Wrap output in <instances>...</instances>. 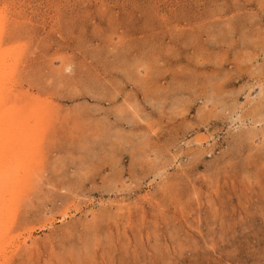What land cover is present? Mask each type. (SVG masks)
Instances as JSON below:
<instances>
[{"label":"rangeland","instance_id":"1","mask_svg":"<svg viewBox=\"0 0 264 264\" xmlns=\"http://www.w3.org/2000/svg\"><path fill=\"white\" fill-rule=\"evenodd\" d=\"M0 134V264H264V0H0Z\"/></svg>","mask_w":264,"mask_h":264},{"label":"bare ground","instance_id":"2","mask_svg":"<svg viewBox=\"0 0 264 264\" xmlns=\"http://www.w3.org/2000/svg\"><path fill=\"white\" fill-rule=\"evenodd\" d=\"M6 76V75H5ZM2 79V78H1ZM4 82V81H3ZM2 87V86H1ZM4 87V86H3ZM2 87V88H3ZM3 91V90H2ZM10 113V112H9ZM9 117V116H8ZM13 122V121H12ZM8 123L9 122H7V125H8ZM10 125H11V123H10ZM5 127V126H4ZM18 127H20V126H18ZM12 128V127H11ZM3 130H4V128H3ZM2 131V130H1ZM7 131L8 130H4V132L3 133H5L6 132V134H7ZM19 133H21V132H19ZM1 135V134H0ZM22 136L24 135V133H22L21 134ZM20 136V135H19ZM5 137H6V135H5ZM24 137V136H23ZM23 137H22V139H23ZM20 138V137H19ZM25 138V137H24ZM26 139V138H25ZM1 140V139H0ZM4 140H5V138H4ZM12 140V139H11ZM14 140V139H13ZM17 140V139H16ZM10 141V140H9ZM23 141V140H22ZM26 141V140H25ZM5 142V141H4ZM7 142V141H6ZM15 143H17V142H15ZM14 143V144H15ZM7 145V144H6ZM6 145H3L4 146V148H5V146ZM22 147V146H21ZM2 149L3 148H1V151H2ZM6 151V149L4 150V152ZM3 152V153H4ZM24 152V151H23ZM3 153H0V154H3ZM8 153H9V151H8ZM22 153V152H21ZM17 155H19V154H17ZM24 155V154H23ZM22 155V156H23ZM12 156V155H11ZM16 156V155H15ZM24 157V156H23ZM2 158V157H1ZM1 158H0V160H1ZM15 158H17L18 159V157H15ZM7 159H8V157H7ZM19 160V159H18ZM17 160V161H18ZM1 162V161H0ZM11 162V161H10ZM1 164V163H0ZM22 164V163H21ZM8 166V165H7ZM16 166V165H15ZM18 167V166H17ZM21 167V166H20ZM2 167L0 166V209L1 208H3V205L4 204H6L7 203V201H6V197H8V195L9 194H11L12 195V193H9L8 194V192H9V187H8V185H10V183H11V178L9 177V176H7V175H5V174H7V172L5 171V173H4V175H3V173H2ZM16 171V170H15ZM11 172V171H10ZM9 173V172H8ZM26 174V173H25ZM8 175H10V174H8ZM16 183H17V180H16ZM15 184V183H14ZM17 187V186H16ZM18 191V189L16 190V192ZM17 194V193H16ZM15 194V195H16ZM14 195V196H15ZM12 197V196H11ZM8 199H9V197H8ZM12 199H14V198H11V200ZM10 200V199H9ZM10 200V201H11ZM9 203V202H8ZM8 205V204H7ZM7 205H5L6 207H8ZM3 213V212H2ZM0 245H1V243H0Z\"/></svg>","mask_w":264,"mask_h":264}]
</instances>
